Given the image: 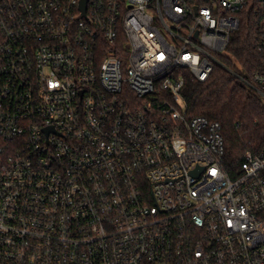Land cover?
Segmentation results:
<instances>
[{"label":"built area","instance_id":"1","mask_svg":"<svg viewBox=\"0 0 264 264\" xmlns=\"http://www.w3.org/2000/svg\"><path fill=\"white\" fill-rule=\"evenodd\" d=\"M217 66L264 99V0H0V264H264V152L187 114Z\"/></svg>","mask_w":264,"mask_h":264},{"label":"trees","instance_id":"2","mask_svg":"<svg viewBox=\"0 0 264 264\" xmlns=\"http://www.w3.org/2000/svg\"><path fill=\"white\" fill-rule=\"evenodd\" d=\"M257 29L253 15L241 18V25L232 35L226 51V63L243 74L260 67L262 55L256 47ZM185 74L183 95L187 102V114L190 117L205 116L221 123L226 168L234 173L246 152L263 153L264 99L220 66L215 67L204 82L188 70Z\"/></svg>","mask_w":264,"mask_h":264},{"label":"water","instance_id":"3","mask_svg":"<svg viewBox=\"0 0 264 264\" xmlns=\"http://www.w3.org/2000/svg\"><path fill=\"white\" fill-rule=\"evenodd\" d=\"M87 1L88 0H82V8H83L84 11L86 10Z\"/></svg>","mask_w":264,"mask_h":264}]
</instances>
